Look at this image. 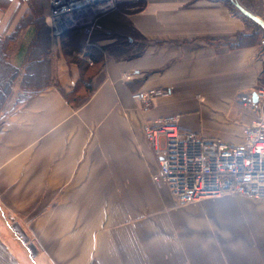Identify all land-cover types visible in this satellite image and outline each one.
Wrapping results in <instances>:
<instances>
[{"label": "crops", "instance_id": "1", "mask_svg": "<svg viewBox=\"0 0 264 264\" xmlns=\"http://www.w3.org/2000/svg\"><path fill=\"white\" fill-rule=\"evenodd\" d=\"M145 1L130 21L155 27L156 44L136 59L99 55L75 107L86 53L51 37L47 0H0V42L12 37L0 59L10 88L27 91L0 118V264H264V202L225 193L180 211L151 180L157 161L142 133L146 120L177 115L182 130L240 143L253 117L242 102H254L264 69V0ZM29 18L44 30L38 55L23 50ZM147 88L169 97L143 112L132 95Z\"/></svg>", "mask_w": 264, "mask_h": 264}, {"label": "built area", "instance_id": "2", "mask_svg": "<svg viewBox=\"0 0 264 264\" xmlns=\"http://www.w3.org/2000/svg\"><path fill=\"white\" fill-rule=\"evenodd\" d=\"M47 1L52 24L64 14L69 22L72 18L81 23L92 16L91 26L116 9L119 0ZM63 8L64 12L59 11ZM260 44L264 46V37ZM168 95L169 90L147 88L133 93L132 100L147 110L155 99ZM254 96V102H242L245 107L251 105L253 117L235 145L180 129L177 115L146 120L142 133L157 161L151 180L165 185L179 204L225 193L264 202V69Z\"/></svg>", "mask_w": 264, "mask_h": 264}, {"label": "rangeland", "instance_id": "3", "mask_svg": "<svg viewBox=\"0 0 264 264\" xmlns=\"http://www.w3.org/2000/svg\"><path fill=\"white\" fill-rule=\"evenodd\" d=\"M186 4H193L194 2H199V1H208L212 3H220L221 5H226L227 1L225 0H185ZM146 1L145 0H119L116 9L111 11L109 14H115L116 12H121V17L123 19V24L125 25V30H123V34L125 37H118L117 34L119 33V30H114L116 29L114 26L104 24L105 21L97 20V25L96 23H93V25L89 26L92 20V16L89 17L90 19L89 23L87 24L82 21V23L77 20L71 18L72 25H65L61 30L59 29L58 31H53L51 32V37L53 39H57L59 37H69L71 34H79V36H84L83 40H77L78 42L83 41L81 45H79L77 51L79 54L81 53H87V58L90 61L91 58V53L92 50L94 49L95 52H97L98 55L105 56L109 54V50H121V53L123 54V58H140L141 55L146 51L147 48L153 46L156 44L154 41L157 37L155 27H153L150 30L147 31H141L139 29H136L133 23L130 21V17L132 14L135 12H139L143 10L145 7ZM229 6V5H227ZM97 11L95 12V14ZM94 14V16H95ZM94 19V18H93ZM81 20V19H80ZM54 23V22H53ZM84 23V24H83ZM67 27V28H66ZM117 27V26H116ZM53 28V26H52ZM55 37V38H54ZM92 38V39H91ZM91 39L92 42L89 40ZM92 46V50H89L88 46ZM82 48V50H81ZM81 50V51H80ZM89 52V53H88ZM105 54V55H104ZM80 56V55H79ZM110 56V55H109ZM91 62V61H90ZM89 62V65L92 64ZM37 67V66H36ZM90 72L86 73L83 78L85 82H82V86L79 87L77 86V83L74 84L70 94L69 98L72 97H83L87 94V92L91 89V86L94 85V82L90 80V76L95 74V66H91ZM38 71L41 72V67H37ZM8 75H12L10 71L8 72ZM88 75V76H87ZM14 76V75H13ZM13 76H11V82L7 88V95L4 97L2 95V91L0 90V118L4 117L7 113L10 112V110L14 107V101H18L19 99L24 98L27 95V91H20V90H12L10 87L12 86V80ZM30 82L29 83H35V85H39L42 81V77L40 73L36 74V76H32L29 78ZM87 82V83H86ZM1 87V85H0ZM16 87V86H15ZM77 88V89H75ZM164 90L163 88H159ZM20 94L18 95V93ZM4 97V98H3ZM169 97V95L167 96ZM166 97V98H167ZM3 98V99H2ZM77 99V98H76ZM140 111L145 112V110L139 109ZM254 201V200H253ZM192 202L185 203V204H180L179 208H181L180 211H185V210H192L189 209L192 207Z\"/></svg>", "mask_w": 264, "mask_h": 264}, {"label": "trees", "instance_id": "4", "mask_svg": "<svg viewBox=\"0 0 264 264\" xmlns=\"http://www.w3.org/2000/svg\"><path fill=\"white\" fill-rule=\"evenodd\" d=\"M27 2H30V0H27ZM102 21H105L104 24L114 26L116 28L114 30H119L118 31L119 33L117 34L118 37H122V38L125 37L123 34H121V33H123V30H125V25L123 24V19L121 17V12H116L115 14H110V15L104 17L102 19ZM21 23H23L25 25L29 24L30 27H31L30 31L25 32V34H26L25 35L26 36V46L23 47V50L24 51H30L31 55H33V54L38 55L40 53V51H41V39H42L43 33H44V30H43V27H42V24H41V20H39V18H37L36 20H33V19L31 20L29 18V19H26V20L23 19L21 21ZM81 38L82 37L79 36V34H73V35L71 34L69 37L65 38V39H67L66 40V44H67L66 45V51H67L68 54H72L74 52H77V49H78L79 45H81L83 43V41H80V42L77 41V40H83V38L82 39ZM91 39L89 40L90 42H92ZM11 41H12V37H8L7 41L5 43H2V41H1L0 42V50L6 49V48L8 49L10 47V45H11L10 44ZM30 47H33L34 51L29 49ZM88 47H89L88 48L89 50H92V46L91 45L88 46ZM95 53L98 54L93 49L92 53H91V58H90V61L92 62L93 65L100 63L99 55L97 56ZM87 55L88 54L86 53L85 56L87 57ZM30 58H32V57H30ZM5 65L6 64L2 63L1 59H0V85H1L0 90L2 91V95L4 97L7 95V91H8L7 88L9 86L10 82H11V76L14 75L12 73L13 70L10 68V66H8L9 64L7 66H8V69H9L10 73H12V75H8L7 66H5ZM81 67L84 70V72H87V73L90 72V70H92V69H90L91 67H89L86 63H81ZM78 85H79V87L82 86V82L77 84V86ZM75 89H77V88H75ZM32 92H35V91H32ZM32 92H30V93H32ZM91 92H92V90L90 89L85 96L79 97V98L78 97H73L74 95H72L71 98L68 97V100L75 107H77V106L81 105L83 102H85L87 100L88 95ZM19 100H21V99H19ZM0 105H1V102H0Z\"/></svg>", "mask_w": 264, "mask_h": 264}, {"label": "bare ground", "instance_id": "5", "mask_svg": "<svg viewBox=\"0 0 264 264\" xmlns=\"http://www.w3.org/2000/svg\"><path fill=\"white\" fill-rule=\"evenodd\" d=\"M76 2H72L71 5H74ZM59 11H65V9L63 8L62 10L60 9ZM90 19H87V22H89ZM86 22V24H87ZM72 23L71 21L69 22L68 19L65 17L64 14L61 15V17H59L53 24V28L55 29V31H58L59 29L61 30L65 25H72L70 24ZM84 24V23H83ZM67 28V27H66Z\"/></svg>", "mask_w": 264, "mask_h": 264}, {"label": "water", "instance_id": "6", "mask_svg": "<svg viewBox=\"0 0 264 264\" xmlns=\"http://www.w3.org/2000/svg\"><path fill=\"white\" fill-rule=\"evenodd\" d=\"M260 23V25L264 28V26H263V24L261 23V22H259ZM255 100V99H254Z\"/></svg>", "mask_w": 264, "mask_h": 264}]
</instances>
